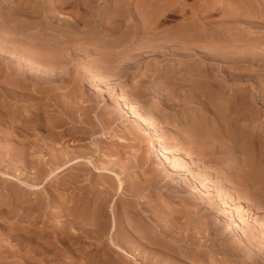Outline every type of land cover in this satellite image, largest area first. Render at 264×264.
I'll use <instances>...</instances> for the list:
<instances>
[{
	"label": "rangeland",
	"instance_id": "rangeland-1",
	"mask_svg": "<svg viewBox=\"0 0 264 264\" xmlns=\"http://www.w3.org/2000/svg\"><path fill=\"white\" fill-rule=\"evenodd\" d=\"M115 1L138 11L104 59ZM233 1L146 31L137 0H0V264H264V2Z\"/></svg>",
	"mask_w": 264,
	"mask_h": 264
},
{
	"label": "bare ground",
	"instance_id": "bare-ground-1",
	"mask_svg": "<svg viewBox=\"0 0 264 264\" xmlns=\"http://www.w3.org/2000/svg\"><path fill=\"white\" fill-rule=\"evenodd\" d=\"M118 1V0H117ZM138 1V3L136 2V4L137 5H143L142 7V9H141V11L143 10L144 11V14H143V12H141L140 13V15H142V21H143V19H144V21H143V24H144V26H145V28H146V31H148L149 29H151V28H153V26L155 25V24H157V22L159 21L158 19H160L159 17L160 16H163V15H165L166 13H168L170 16L171 15H177V13H179L178 11H182V12H184L185 13V11H187V10H191V13L192 12H194V14L196 13V16H197V14L199 13V12H209V13H211L212 11H213V13L214 12H216V11H223L224 13H225V15L227 16V17H230V15L232 16V14L233 13H235L239 8H240V6L242 5V3H234V1L233 0H199V3H197L196 5H192V6H188V5H186V4H184L185 3V1H183V3H182V1L181 0H137ZM262 2H264L263 0H261ZM35 2V1H34ZM122 2H123V0H122ZM129 2V1H128ZM128 2H126V3H128ZM194 2V1H193ZM241 2H244L243 0H241ZM23 3V2H22ZM27 3H28V1H27ZM64 3V2H63ZM114 3H117L114 7H112L113 8V10L111 11L112 13L110 14V17H108L109 19V21H111L110 23H113L112 24V27H113V29L112 28H110V30L112 29L113 31H106V30H104L105 29V27H111L110 25L109 26H106V24H105V27L103 28V32L104 33H106V34H104L103 32H102V30H100L99 28L101 27H99L98 29H99V33L102 35L96 42H92L93 40L91 39V40H88L89 41V43H90V41L92 42V43H94L97 47H100V49L102 48V50H101V54L104 56V59H105V57L106 58H109L110 56H113L114 54V56H116V52L114 53L113 51H111V50H109L108 48V44H112L111 43V41H108V39H110V38H108V39H106V36H111V38L113 39V37L112 36H114V33H117L118 31H119V27L121 26V29H122V22L124 21L123 20V18L124 17H122V20L123 21H121V18L119 19V17L120 16H125L126 15V13H128V14H130V4L128 3V6H126V7H124V8H122L121 7V4H120V2H114ZM246 3V2H245ZM32 4V3H31ZM133 4V3H132ZM135 4V5H136ZM245 5V4H244ZM245 6H247V5H245ZM263 6V5H262ZM5 7V6H4ZM17 7V6H16ZM33 7V6H32ZM39 7V6H38ZM131 7H132V5H131ZM24 8V7H23ZM36 8V7H35ZM139 8V12H140V8H141V6L140 7H138ZM19 9V8H18ZM37 9V8H36ZM246 9H248V7H246ZM20 10V9H19ZM18 10V11H19ZM111 10V9H110ZM136 10L137 9H135V7H134V11L136 12ZM14 11V10H13ZM12 11V12H13ZM15 11H16V9H15ZM14 11V13H11L10 12V14L9 15H4V13L3 12H0V15L5 19V20H8V21H16L15 19L16 18H18L19 16H20V14H18V13H16ZM31 12H32V10H30ZM33 11H34V8H33ZM132 12L131 14H130V16L132 15V16H135V12ZM138 11V10H137ZM241 11V10H240ZM248 11V10H247ZM246 11V12H247ZM34 12H36V11H34ZM239 12V11H238ZM237 12V13H238ZM246 12H244V13H246ZM250 12V11H249ZM28 13V12H27ZM33 13V12H32ZM108 13V12H107ZM17 14H18V17H16L17 16ZM24 14V13H23ZM26 14V13H25ZM29 14V13H28ZM183 14V13H182ZM181 14V15H182ZM249 13H247V15H248ZM22 15V14H21ZM180 15V14H179ZM185 15V14H184ZM199 15V14H198ZM201 15V14H200ZM234 15V14H233ZM239 15V14H238ZM255 15V14H254ZM109 16V15H108ZM128 16V15H127ZM195 16V15H194ZM225 16V17H226ZM244 16H245V14H244ZM249 16V15H248ZM199 17V16H198ZM224 17V16H223ZM2 18V19H3ZM20 18V17H19ZM130 18V17H129ZM163 18V17H162ZM161 18V19H162ZM167 18V17H166ZM165 18V19H166ZM195 18V17H194ZM106 19V18H105ZM125 19V18H124ZM132 19H134V18H132ZM164 19V18H163ZM230 19V18H229ZM5 20H3L2 22L0 21V23L1 24H4L5 25V23H6V21ZM135 20V19H134ZM138 20V19H137ZM140 20V21H141ZM226 20H228V19H225V21ZM232 20V19H231ZM231 20H228V21H231ZM5 21V23H3ZM7 21V22H8ZM18 21V20H17ZM21 21H23L22 19H21ZM103 21V20H102ZM27 22V21H26ZM247 22V21H246ZM17 23V22H16ZM106 23H107V21H106ZM225 23V22H224ZM226 23H229V22H227L226 21ZM232 23V22H231ZM25 24V23H24ZM95 24V23H94ZM140 22H137L136 21V26L137 25H139L140 26ZM4 25H2L3 26V28H4ZM14 25V24H13ZM13 25H12V27H13ZM107 25H108V23H107ZM242 25V24H241ZM1 26V25H0ZM9 26H10V23H9ZM98 26V25H97ZM142 26V25H141ZM7 27V26H6ZM5 27V28H6ZM92 27V26H91ZM90 27V28H91ZM94 27V26H93ZM102 27H103V25H102ZM184 27V26H183ZM0 28H2V27H0ZM19 29H20V31H22V29H21V26H19L18 27ZM17 28V29H18ZM27 28V27H26ZM96 28V27H95ZM137 28V27H136ZM7 29L9 30L10 29V27L8 28L7 27ZM12 29H14V30H12V32H11V34L12 35H16L18 32H20L19 30H17V29H15V28H12ZM28 29V28H27ZM44 29H46V28H44ZM115 29H118V31L116 32H114V30ZM11 30V29H10ZM10 30H9V32H10ZM57 30V29H56ZM152 30V29H151ZM150 30V31H151ZM3 31H5V30H3ZM52 31V30H51ZM62 31V30H61ZM60 31V32H61ZM122 30H120V32H121ZM152 31H154V30H152ZM188 31V30H187ZM39 32V31H38ZM67 32V31H66ZM69 32V31H68ZM114 32V33H113ZM120 32L118 33V34H120ZM184 32H186L185 30H184ZM247 32V31H246ZM5 33H8V31H5ZM23 33V32H22ZM48 33H50V32H48ZM47 33V34H48ZM51 33H54V32H51ZM58 33V32H57ZM62 34L64 33V32H61ZM93 35L94 36H97V37H99L98 36V32L96 31H94L93 30ZM122 33V32H121ZM178 33V32H177ZM9 34V33H8ZM46 34V35H47ZM67 34V33H66ZM123 34H125V32H123ZM122 34V35H123ZM184 34V33H183ZM10 35V34H9ZM42 35V36H41ZM43 35H44V33H38V34H36V38L34 37L33 38V40H32V43L30 44V46H28L27 48H26V50H27V52H29L31 55H34V56H37L38 58H40V60H41V58H44L45 59V61L47 62V63H51L52 62V64H53V62L56 60V59H58V56H60V51L61 50H59L60 48L59 47H61V48H63L62 46H59V44L57 45V43H59L60 41H56V39H54L53 38V34L52 35H50V34H48L49 35V38H44L43 37ZM64 35V34H63ZM122 35H120V36H122ZM127 35H128V33H127ZM186 35V34H185ZM184 35V36H185ZM28 36V35H27ZM91 36V35H90ZM182 36V35H181ZM92 37V36H91ZM125 37V36H124ZM155 37H157V36H155ZM160 37V36H159ZM183 37V36H182ZM210 37V36H209ZM42 38H44L43 39V41L45 40V39H50V40H48V41H51L50 43L46 40L45 41V44L47 43V45H45L44 44V42H42ZM118 38V37H117ZM115 36H114V41H116V39H117ZM148 38H150V37H148ZM32 39V38H31ZM36 39V40H35ZM57 39H58V36H57ZM89 39V38H88ZM122 39L123 38H121V41H122ZM157 39V38H156ZM39 40V41H38ZM53 40V41H52ZM64 40V39H63ZM87 40V39H86ZM111 40V39H110ZM112 40V41H113ZM11 41V40H10ZM14 41H15V39H14ZM95 41V40H94ZM114 41H113V44H112V46L114 45L115 46V44H117L118 46H116V47H118L119 48V45L120 44H118V42L120 43V40L117 42V43H115L114 44ZM168 41V40H167ZM212 41V40H211ZM142 42V41H141ZM165 42V41H164ZM84 43V42H83ZM92 43H90L91 45H93ZM122 43V42H121ZM139 43V42H138ZM145 43V42H144ZM212 43V42H211ZM215 43V42H214ZM217 43H219V42H217ZM68 44V43H67ZM74 44V43H73ZM189 44V43H188ZM216 44V43H215ZM234 44V43H233ZM246 44H248V43H246ZM250 45H251V43H249ZM28 45V44H27ZM221 45V44H220ZM245 45V44H244ZM24 46H26V44L24 45ZM96 46H93V47H96ZM111 46V48H113ZM200 46V45H199ZM246 46H249V45H246ZM261 46V45H260ZM15 47V46H14ZM19 47V46H18ZM255 47V46H254ZM8 48V47H7ZM13 48V47H12ZM25 48V47H24ZM118 48H116V50L118 49ZM226 48V47H225ZM232 48V47H231ZM231 48H229V49H231ZM261 48V47H260ZM16 49V48H15ZM95 49H97V48H95ZM99 49V48H98ZM189 49V48H188ZM64 50V49H63ZM120 50H121V48H120ZM128 50V49H127ZM212 50V49H211ZM65 51V50H64ZM128 51H130V50H128ZM127 51V52H128ZM231 51V50H230ZM247 51V50H246ZM97 52H99V50H97ZM118 52H120V51H118ZM124 52V51H123ZM120 53V54H124V53ZM126 52V53H127ZM99 53V55H101ZM136 53V52H135ZM214 53V52H213ZM249 53V52H248ZM62 54V53H61ZM211 54V53H210ZM259 54V53H258ZM241 55V54H240ZM247 55V54H246ZM121 56V55H120ZM212 56V55H211ZM117 57V56H116ZM124 57H125V55H124ZM213 57V56H212ZM240 57V56H239ZM242 57V56H241ZM102 58V56L100 57V59ZM122 58V57H121ZM214 58V57H213ZM229 58V57H228ZM234 58V57H233ZM113 59V58H112ZM118 59H119V56H118ZM219 59V58H218ZM224 59H226V58H224ZM230 59V58H229ZM235 59V58H234ZM103 60V59H102ZM117 60V59H116ZM122 60H124V58L122 59ZM213 60V59H212ZM235 60H237V59H235ZM235 60H233L232 58L230 59V60H228V63H229V61H235ZM241 60V59H240ZM104 61H106V60H104ZM109 61H110V59H109ZM113 62V61H112ZM111 62V63H112ZM120 62H121V59H120ZM45 63V62H44ZM46 63V64H47ZM55 63V62H54ZM118 63V62H117ZM101 65V64H100ZM119 65V64H118ZM120 66V65H119ZM118 66V67H119ZM197 66V65H196ZM198 67H199V65H198ZM233 76V75H232ZM192 77V76H191ZM201 78V77H200ZM203 78H205V77H203ZM210 78H212V77H210ZM192 79V78H191ZM190 79V80H191ZM202 79V78H201ZM206 79V78H205ZM205 79H203V80H205ZM216 79V78H215ZM200 80V79H199ZM211 80H213V79H211ZM217 80V79H216ZM208 83H211V81H203V82H201V81H197L196 82V87H198V89L199 90H205V89H207V85H208ZM213 83V82H212ZM216 85H218V84H216ZM215 86V85H214ZM122 95H123V98H124V100H129L130 98H131V96H132V94H131V90H130V88L128 87V86H124L123 88H122V93H121ZM242 94V93H241ZM235 96H237V95H235ZM245 96V95H244ZM218 99V98H217ZM232 99V98H231ZM239 99V98H238ZM242 99V98H241ZM236 100V99H235ZM234 100V101H235ZM244 100V99H243ZM248 100V99H247ZM217 101H220V99L219 100H217ZM236 101H238V100H236ZM126 102V101H125ZM242 103V102H241ZM233 104V103H232ZM242 105V104H241ZM233 107V106H232ZM125 108H127V110H129V111H132V107H130L129 105H125ZM222 114V113H221ZM138 116V115H137ZM137 116H135V114H134V117H137ZM231 121V120H230ZM144 122V125H145V127H146V131L148 130V123L146 122V121H143ZM142 122V123H143ZM236 123V122H235ZM246 126V125H245ZM239 128V127H238ZM145 129V128H144ZM191 129V128H190ZM204 129H202V131H203ZM239 130V129H238ZM149 131V130H148ZM147 131V132H148ZM241 131V130H240ZM204 132H205V130H204ZM193 138V137H192ZM153 143H154V145L157 147L156 149H158V151H159V154L161 155V156H163V158L165 159V161H167L168 163H170V165H172V167L173 168H175V167H177L176 165H174V164H172V162H171V159H170V157L167 155V148H166V146L164 145V144H162V142L160 141V139L157 137V136H153ZM68 162H69V160H68ZM96 166V165H95ZM97 167V166H96ZM101 167V166H100ZM105 167V166H104ZM58 168V167H57ZM57 168H55V169H57ZM98 168V170L100 171V172H104L103 170H106L105 168H99V167H97ZM205 175V174H204ZM212 180H213V178H212ZM211 180V181H212ZM121 183V185H122V181L120 182ZM212 183V182H211ZM118 189H121V186H120V188L118 187ZM117 190V189H116ZM202 191V190H201ZM102 192V191H101ZM102 195V194H101ZM100 195V196H101ZM204 196V195H203ZM98 197H99V195H98ZM103 198V197H102ZM102 198H100L101 199V201H102ZM99 200V199H98ZM97 200V201H98ZM100 201V202H101ZM99 202V203H100ZM103 202V201H102ZM104 205V204H103ZM102 206V205H101ZM99 208V207H98ZM101 209V208H100ZM97 212V211H96ZM101 211H99V213H100ZM83 213V212H82ZM131 213H133L132 211H131ZM93 215V214H92ZM133 215V214H132ZM98 216V215H97ZM97 216H95V218L97 217ZM134 216V215H133ZM92 217H94V215L92 216ZM97 219V218H96ZM237 221H234L233 222V233L234 234H236V236H237V240L238 241H243L244 239H243V235H242V233H241V231H240V229H239V227L237 226V223H236ZM114 227H115V224L113 225V229H114ZM152 236H150V238H151ZM152 239V238H151ZM157 239V238H156ZM153 240H154V238H153ZM160 240V239H159ZM122 242H125L124 241V239H123V241ZM157 243V242H156ZM158 247V246H157ZM241 248V247H240ZM253 250V249H252ZM238 255V254H237ZM257 256H260V253H258V255ZM253 259H255L256 258V256H253L252 257ZM254 261V260H253Z\"/></svg>",
	"mask_w": 264,
	"mask_h": 264
}]
</instances>
